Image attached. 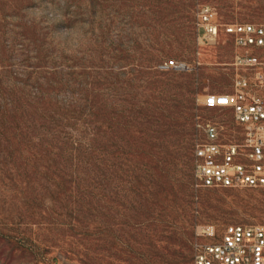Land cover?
<instances>
[{
	"label": "rangeland",
	"instance_id": "374dc122",
	"mask_svg": "<svg viewBox=\"0 0 264 264\" xmlns=\"http://www.w3.org/2000/svg\"><path fill=\"white\" fill-rule=\"evenodd\" d=\"M201 5L264 22V0H0V264H193L195 241L264 225V187L193 176L241 52L199 40Z\"/></svg>",
	"mask_w": 264,
	"mask_h": 264
},
{
	"label": "built area",
	"instance_id": "2783aa9c",
	"mask_svg": "<svg viewBox=\"0 0 264 264\" xmlns=\"http://www.w3.org/2000/svg\"><path fill=\"white\" fill-rule=\"evenodd\" d=\"M197 35L209 45L220 34L241 49L234 64L240 70L229 90L208 92L203 105L229 113V119L197 124L202 137L195 144L193 176L203 187H264V22H220L215 10L196 11ZM160 69L187 68L168 60ZM193 264H264V225L228 224L217 240L193 244Z\"/></svg>",
	"mask_w": 264,
	"mask_h": 264
}]
</instances>
